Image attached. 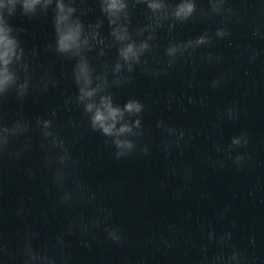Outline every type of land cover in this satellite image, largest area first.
<instances>
[{"label":"clouds","instance_id":"9594fccd","mask_svg":"<svg viewBox=\"0 0 264 264\" xmlns=\"http://www.w3.org/2000/svg\"><path fill=\"white\" fill-rule=\"evenodd\" d=\"M40 0H23L22 7L25 11H31L34 6L38 4ZM224 0H219V4L213 5L214 11H221V6ZM16 0H7V5L0 4V8L6 6L9 7V12L15 8ZM157 7V5H152ZM194 4L191 2L182 3L178 6L176 15L178 17L186 18L194 11ZM60 13L57 17V31H58V51L70 52L74 49L78 50L81 46V31L80 26L68 23V16L64 14V6L59 5ZM116 0H111L109 9H116ZM72 10L68 9L70 13ZM12 29L9 27L0 14V94L6 93L9 88L16 84V76L10 70L9 65L12 64L14 59H18V42L16 38L11 35ZM218 37H225L229 35L226 29H220L217 31ZM207 37H201L196 41L197 44L207 43ZM87 43V41H83ZM146 47L142 45L141 48ZM176 52L175 48L169 49V55H173ZM121 56L125 61L135 60L139 62V53L134 49L133 45H128L121 51ZM119 68V65L117 66ZM131 70V68L129 69ZM77 82L81 84L79 89L80 95L78 101L83 104L84 112L87 114L89 125L92 131L99 132L102 136L108 138L105 142L110 143L115 149L114 156L117 159L127 157L135 152L137 142L144 136L143 128V113L145 112V104L135 98H129L123 106L115 104L113 98L110 95L101 96L99 101L93 100L98 89L90 88L91 80L88 74L87 65L81 63L77 73ZM23 90L26 85L19 86ZM229 117L232 116L233 110L229 108ZM44 129L51 127L50 120L41 121ZM157 127L162 128L168 135H177L183 137V131H178L173 126H166L163 122H159ZM45 136L51 135L50 132L45 131ZM241 136L243 137L244 143L241 144ZM238 137H234L231 140V145H237L244 147L247 144V138L243 134ZM63 145V141H60ZM145 153L148 149L145 147L142 149ZM244 159L242 155L235 157L234 163L240 165V162ZM107 233V239L120 242L121 237L117 234V228H105ZM31 247L30 244L25 245L24 249V264H30Z\"/></svg>","mask_w":264,"mask_h":264}]
</instances>
